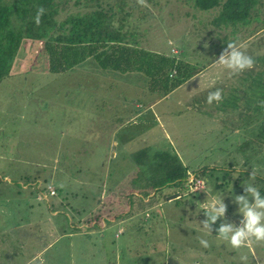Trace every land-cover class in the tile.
<instances>
[{
  "label": "rangeland",
  "instance_id": "374dc122",
  "mask_svg": "<svg viewBox=\"0 0 264 264\" xmlns=\"http://www.w3.org/2000/svg\"><path fill=\"white\" fill-rule=\"evenodd\" d=\"M85 1L71 0L70 13L88 11ZM220 11H200L192 0H127L123 33L134 31L143 49L166 52L190 73L169 99L156 84H147L153 92L143 80L137 84L141 74L100 71L93 60L67 74L34 68L3 80L0 264H264V242L233 249L217 238L224 218L208 233L199 224L206 219L203 205L221 195L227 221L239 226L234 197L244 194L253 169L264 196V147L254 143L251 123L236 133L237 121L232 125L228 115L239 103L250 109L264 100L261 84L214 65L222 41L247 42L255 61L247 71L253 78L264 73L258 58L264 57V28L257 25L248 38L244 22L215 24ZM38 46L23 48L18 63H28ZM217 89L238 99L209 104ZM130 113L143 117L133 123ZM146 147L176 154L189 179L200 174L204 187L139 188L144 177L130 154Z\"/></svg>",
  "mask_w": 264,
  "mask_h": 264
},
{
  "label": "trees",
  "instance_id": "16d2710c",
  "mask_svg": "<svg viewBox=\"0 0 264 264\" xmlns=\"http://www.w3.org/2000/svg\"><path fill=\"white\" fill-rule=\"evenodd\" d=\"M70 2L71 0H0V85L14 71H34L36 68L38 72L52 75L67 74L81 67L87 60H93L95 68L100 71L139 73L141 76L137 79V84H140V80L144 81L143 85L156 84L162 96H166L189 78L188 69L178 59L166 52L143 49L134 31L123 33L125 23L120 17L124 13L127 0H115L114 3L106 0H86L84 7L88 11L82 15L70 13ZM192 2L196 9L203 12L220 7V15L214 20L215 24L224 20L264 26V19L259 21L256 17H264L263 0ZM39 8H43L44 13L37 24L35 18ZM246 32L248 35L254 31ZM36 42L39 46L33 49L34 53L29 56L28 63L19 64L17 59L23 48L27 45L32 47ZM228 42L222 41V49L214 55H220ZM35 50L41 51L44 58H40ZM243 73L251 76L247 70ZM254 75V78L251 76L252 81L261 84L258 87L262 94L264 73ZM148 90L154 91L149 87ZM256 101L260 102L250 108L252 111L249 109L248 112L239 114L238 131L245 122L251 123V130L256 132L252 134L254 143L264 147V100H255V103ZM130 155L138 174L144 177L139 188L145 192L187 187L188 169L176 154L146 147Z\"/></svg>",
  "mask_w": 264,
  "mask_h": 264
},
{
  "label": "clouds",
  "instance_id": "9594fccd",
  "mask_svg": "<svg viewBox=\"0 0 264 264\" xmlns=\"http://www.w3.org/2000/svg\"><path fill=\"white\" fill-rule=\"evenodd\" d=\"M43 13V8L37 10L35 18L37 24H39ZM247 47V42H228L227 47L215 60L214 65L222 67L231 75L252 69L255 61L252 56L246 53ZM221 99L222 92L217 89L214 92H209L207 102L212 104L220 102ZM255 180L256 172L253 169L249 181L243 186L244 194L234 197V201L238 205V214L242 217L239 226L227 221V205L224 203L223 196L217 195L211 197L210 201L203 205L207 210L205 212L206 219L199 223L202 230L205 233L212 232L213 225L224 218V222L216 229L217 238L226 241L233 249H240L253 242H264V196L253 183ZM197 240L202 247H209L208 240L201 237H198Z\"/></svg>",
  "mask_w": 264,
  "mask_h": 264
},
{
  "label": "crops",
  "instance_id": "0c3cea01",
  "mask_svg": "<svg viewBox=\"0 0 264 264\" xmlns=\"http://www.w3.org/2000/svg\"><path fill=\"white\" fill-rule=\"evenodd\" d=\"M263 19H264V17H263ZM245 26H246V31L248 30L249 31V29L250 28H252V26H254V29H255V31L254 32H251L250 34H248L247 36H249L248 38H250V37H252L254 34H255V32H257L256 30L258 29V28H260V27H258L255 23H250V24H245ZM263 26V25H262ZM263 28H264V26H263ZM263 28L262 29H260V30H263ZM252 30V29H251ZM259 30V31H260ZM258 58H259V60H260V63H259V65H261V66H264V57H259L258 56ZM258 73H260V71L258 72ZM205 75V73L204 74H202V76H204ZM129 76V75H128ZM247 77H249L251 80H252V77L251 76H247ZM180 88H181V86H179L178 88H176L175 90H173L172 92H170L165 98H167V99H169V97L173 94H178L179 93V90H180ZM150 94V93H149ZM226 96H228V98H231V99H238V98H235L234 96H233V93H231V92H229V93H227V94H222V98H226ZM246 97V96H245ZM246 99H247V97H246ZM158 100H160V99H158ZM177 100V99H176ZM157 101H152V102H149V104H148V109H151L152 107H153V105L156 103ZM178 103H180L181 104V107H183V108H185V107H187V106H189V105H185V104H182L181 102H179V101H177ZM257 102H260V101H256V103L255 102H252V104L253 105H255V104H258ZM204 103H205V100H204ZM240 105L239 106H236V104L235 103H232V105H234V106H236V110L235 111H231L230 113H232V114H234V115H236V116H234L233 118L231 117V115H230V113H228V115H229V117H230V119H232L231 120V122H232V125L234 124V120H236L237 121V124H238V117H239V114L240 113H242L243 111H246V112H248L249 111V107L248 106H246V103H244L245 105H243L242 103H239ZM202 108H204V105H202ZM131 114V113H130ZM132 116H131V118L132 117H134V120H133V123H135L138 119L139 120H141L142 119V117H143V113H139L138 115H134L133 116V114H131ZM152 115H153V118L154 117H156L157 115H159L158 113L157 114H155V113H152ZM164 117V116H163ZM130 118V119H131ZM121 126H119L118 128H120ZM238 127H239V125H237V126H235V127H232L233 128V130L237 133V131H238ZM114 129L116 128V127H113ZM110 129H111V127H110ZM117 129V128H116ZM118 160V159H117ZM119 161V160H118ZM118 161H117V163H118ZM128 161L129 162H131L130 161V159L128 158ZM183 163V162H182ZM184 164V166H186L185 165V163H183ZM112 165H114V163H112ZM135 166V165H134ZM187 167V166H186ZM138 171H136V173H137ZM110 174H112V171H110L109 172ZM138 174V173H137ZM187 174L189 175L190 173H189V171L187 170ZM111 175H109V178L108 179H111ZM109 181L110 180H108V183H109ZM110 186V185H109Z\"/></svg>",
  "mask_w": 264,
  "mask_h": 264
},
{
  "label": "built area",
  "instance_id": "2783aa9c",
  "mask_svg": "<svg viewBox=\"0 0 264 264\" xmlns=\"http://www.w3.org/2000/svg\"><path fill=\"white\" fill-rule=\"evenodd\" d=\"M190 175H191V174L188 175V181H187V184H188V182H190V183H192V184L194 183L195 188H198V187H199V188H200V187L203 188V187H204V182H203L202 180L200 181V179H196V178H194V177H193V179L190 180V179H189ZM52 193H54V192H52Z\"/></svg>",
  "mask_w": 264,
  "mask_h": 264
}]
</instances>
